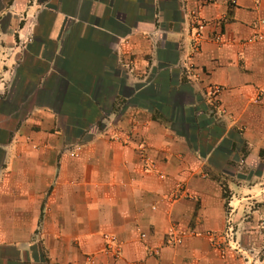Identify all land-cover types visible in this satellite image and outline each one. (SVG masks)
<instances>
[{
  "label": "crops",
  "instance_id": "1",
  "mask_svg": "<svg viewBox=\"0 0 264 264\" xmlns=\"http://www.w3.org/2000/svg\"><path fill=\"white\" fill-rule=\"evenodd\" d=\"M197 20L199 79L185 70ZM256 36L264 0H0V264H260ZM227 205L240 251L209 237Z\"/></svg>",
  "mask_w": 264,
  "mask_h": 264
},
{
  "label": "built area",
  "instance_id": "2",
  "mask_svg": "<svg viewBox=\"0 0 264 264\" xmlns=\"http://www.w3.org/2000/svg\"><path fill=\"white\" fill-rule=\"evenodd\" d=\"M206 25H207L206 22L202 20H197L195 22L194 24L195 33L193 34V38H192L191 46H190L191 50H190V54L188 55L187 63L185 67L187 74L190 77L195 78V79L200 78V73L196 70V66L194 63V55H196L200 51V46H201V42L203 39L202 36H203L204 29L206 28ZM255 41H260L264 43V38L262 36H256L253 39L249 40L248 42H255ZM220 93H221V88L218 85L209 86L206 91V95L208 99L215 106L218 103V97ZM261 96H262V93L259 91L257 93L256 100H261ZM139 150L140 151L144 150V145L142 143L139 144ZM141 157H142L144 167L148 170L154 171L155 166L152 163V161L148 157L144 156L143 154ZM157 175L161 179L164 178V175L160 172H158ZM177 190L180 193H184V188L181 185H177ZM177 198H172V199L174 200ZM232 225H233V221H232L231 210H230L226 218V229H225L223 236L221 238L219 237L218 239L213 234H209V237L211 238L212 242L213 243L217 242L215 245L218 250L224 251V247L222 245H225L229 249L238 250V251L241 250L238 245V242L235 239V232H234ZM141 237H144V235H141ZM169 237H171V238H168L169 243L171 244L181 243V238H182L181 235H174V232H172ZM102 240H103V248H102L101 253L108 258H111L113 260H118L121 256L122 247L117 237L110 233H103ZM220 240H223V241L221 242ZM258 254H261L260 256L261 259H256V260H258L260 264H264V247L261 248V250L256 252V256ZM246 261H247L246 264H248V261L250 262V264H254V259L248 254L246 256ZM83 264H97L96 257L91 254L85 255Z\"/></svg>",
  "mask_w": 264,
  "mask_h": 264
},
{
  "label": "rangeland",
  "instance_id": "3",
  "mask_svg": "<svg viewBox=\"0 0 264 264\" xmlns=\"http://www.w3.org/2000/svg\"><path fill=\"white\" fill-rule=\"evenodd\" d=\"M224 183H225V182H224ZM224 198H225V200H228V199H229V195L227 194L225 188H224ZM231 209H232V208H231L229 205H227V206H226V214H228V213L230 212ZM254 255L256 256V253H254ZM260 256H261V254H258V255L256 256V259H261Z\"/></svg>",
  "mask_w": 264,
  "mask_h": 264
}]
</instances>
